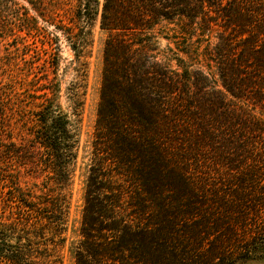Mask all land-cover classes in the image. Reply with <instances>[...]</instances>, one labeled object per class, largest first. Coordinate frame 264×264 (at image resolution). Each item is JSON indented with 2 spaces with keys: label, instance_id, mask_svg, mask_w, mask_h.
<instances>
[{
  "label": "trees",
  "instance_id": "1",
  "mask_svg": "<svg viewBox=\"0 0 264 264\" xmlns=\"http://www.w3.org/2000/svg\"><path fill=\"white\" fill-rule=\"evenodd\" d=\"M75 1L72 25H63L75 48L76 29L96 21L107 38L74 264H168L162 247L172 238L159 228L173 226L158 214L168 199L192 216L213 207L216 170L220 178L233 174V190L248 199L250 160L259 152L264 158L248 135L264 132V0ZM160 38L168 42L163 50ZM81 81L71 88L75 116ZM5 87L0 264H57L67 241L78 129L54 80L31 93ZM31 172L43 174L41 184L28 182ZM210 187L217 194L204 196ZM249 202L237 205L246 207L243 215L256 209ZM236 248L238 258L264 259V228Z\"/></svg>",
  "mask_w": 264,
  "mask_h": 264
},
{
  "label": "rangeland",
  "instance_id": "2",
  "mask_svg": "<svg viewBox=\"0 0 264 264\" xmlns=\"http://www.w3.org/2000/svg\"><path fill=\"white\" fill-rule=\"evenodd\" d=\"M76 5L75 0H42L35 4L30 0H8L0 3V87L9 88L12 85L15 92L29 90L31 93L54 80L60 85V102L71 114L78 129L79 155L71 186L67 231L64 232L67 241L59 248L62 258L57 264H74L71 249L81 239L85 184L93 162L92 142L107 38V33L96 21L92 26H86L85 32L76 29L79 35L75 41L79 42V48H75L63 25H72L70 18L75 13ZM167 45V40H158L160 50ZM55 53L60 55L58 60L54 59ZM81 76L84 88L80 93V113L75 116L70 98L71 88ZM258 129L264 130L263 124L260 123ZM248 135H252L250 137L251 141H255L256 151L264 150V132L257 130ZM260 153L255 161L250 160L249 163L250 175H253L255 182L248 199L246 195L233 190L238 182L233 179V174L220 178L219 170L214 171L210 182L213 186L217 185L220 195L213 207L211 203V208H204L201 213L192 216L179 212L176 197L168 199L167 210L158 213L163 214L162 217L168 216L173 226L162 225L159 228L161 237L168 235L172 238L168 245L162 247L170 259L168 264H264V259L259 257L245 260L235 254L238 244L250 241L252 235L264 228V158ZM31 173L28 182L31 185L35 182L41 184L43 174ZM197 185L201 187L200 183ZM206 192L202 194L213 195L215 188L210 187L209 193ZM248 201L254 202L256 209L248 208L247 214L243 215L239 211L244 212L243 208L246 207L240 210L237 205L242 206ZM126 213L119 216L124 217L122 215ZM156 234L158 232L153 233L151 238H155ZM127 239L128 243L134 241L131 236ZM125 254L128 259L129 255H133L128 251Z\"/></svg>",
  "mask_w": 264,
  "mask_h": 264
}]
</instances>
